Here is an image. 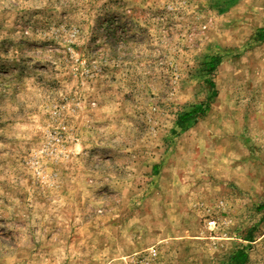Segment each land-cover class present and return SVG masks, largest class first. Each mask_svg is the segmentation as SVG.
Segmentation results:
<instances>
[{
    "label": "rangeland",
    "instance_id": "rangeland-1",
    "mask_svg": "<svg viewBox=\"0 0 264 264\" xmlns=\"http://www.w3.org/2000/svg\"><path fill=\"white\" fill-rule=\"evenodd\" d=\"M242 248L264 264V0H0V264Z\"/></svg>",
    "mask_w": 264,
    "mask_h": 264
},
{
    "label": "trees",
    "instance_id": "trees-1",
    "mask_svg": "<svg viewBox=\"0 0 264 264\" xmlns=\"http://www.w3.org/2000/svg\"><path fill=\"white\" fill-rule=\"evenodd\" d=\"M263 38V36H262ZM210 106L208 103H201L194 110L182 113L178 118L181 127L188 128L197 122L203 115L207 113ZM235 264H245L248 260V253L244 248L238 250L234 255Z\"/></svg>",
    "mask_w": 264,
    "mask_h": 264
},
{
    "label": "built area",
    "instance_id": "built-area-1",
    "mask_svg": "<svg viewBox=\"0 0 264 264\" xmlns=\"http://www.w3.org/2000/svg\"><path fill=\"white\" fill-rule=\"evenodd\" d=\"M152 251H153L152 253H156V249H153ZM142 264H144V263H142Z\"/></svg>",
    "mask_w": 264,
    "mask_h": 264
}]
</instances>
